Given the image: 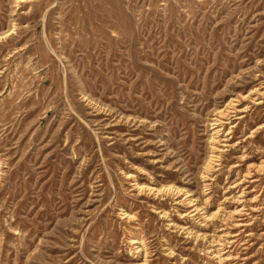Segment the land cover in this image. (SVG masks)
<instances>
[{"label":"rangeland","instance_id":"rangeland-1","mask_svg":"<svg viewBox=\"0 0 264 264\" xmlns=\"http://www.w3.org/2000/svg\"><path fill=\"white\" fill-rule=\"evenodd\" d=\"M220 263L264 264V0H0V264Z\"/></svg>","mask_w":264,"mask_h":264},{"label":"bare ground","instance_id":"bare-ground-1","mask_svg":"<svg viewBox=\"0 0 264 264\" xmlns=\"http://www.w3.org/2000/svg\"><path fill=\"white\" fill-rule=\"evenodd\" d=\"M229 105H227V107L228 106H230V105H232V101H230L229 103H228ZM223 113V112H222ZM221 116V115H220ZM223 117V116H222ZM225 117V116H224ZM212 125H216V127H219L220 126V128H221V126H223L224 124H223V121H222V119H218V118H215L214 119V122H213V124ZM224 127V126H223ZM221 129H216L215 130V132H214V135L217 137V135H218V133H219V131H220ZM213 139L215 138V137H212ZM225 140V139H224ZM211 163V162H210ZM237 184V183H236ZM238 199V198H237ZM235 200H236V198H235ZM198 209V208H197ZM237 210V209H236ZM235 212V211H234ZM240 212V211H239ZM238 213V212H237ZM236 213V214H237ZM216 217V216H215ZM213 218V217H212ZM224 219V218H223ZM221 264V263H220Z\"/></svg>","mask_w":264,"mask_h":264}]
</instances>
